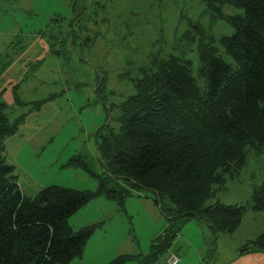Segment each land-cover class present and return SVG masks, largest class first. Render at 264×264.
<instances>
[{
	"label": "rangeland",
	"instance_id": "obj_1",
	"mask_svg": "<svg viewBox=\"0 0 264 264\" xmlns=\"http://www.w3.org/2000/svg\"><path fill=\"white\" fill-rule=\"evenodd\" d=\"M93 1L0 0L1 112L15 124L2 144L25 197L51 185L95 191L105 169L96 134H105V125L116 129L118 106L132 94L139 68L173 53L190 59L195 73L197 35L188 25L215 39L231 32L223 21H209L200 0H96L95 9ZM262 181L264 148L248 151L238 174L225 178L205 205L245 206ZM124 187L122 205L99 195L67 218L73 231L94 227L69 264H105L119 255L132 257L123 264H140L167 228L155 193ZM263 232L264 212L250 208L232 233L214 234L191 219L153 264H168L169 257L176 264H264L263 252L241 251Z\"/></svg>",
	"mask_w": 264,
	"mask_h": 264
},
{
	"label": "trees",
	"instance_id": "obj_2",
	"mask_svg": "<svg viewBox=\"0 0 264 264\" xmlns=\"http://www.w3.org/2000/svg\"><path fill=\"white\" fill-rule=\"evenodd\" d=\"M200 1L209 21H223L231 32L215 39L203 27L188 25L197 35L195 73L190 59L173 53L139 68L132 94L118 106L116 129L105 125L106 133L96 134L105 169L96 176L95 191L51 185L23 196L13 167L5 163L2 139L15 124L7 123L0 103V264H69L94 227L73 231L67 218L99 195L122 205L124 185L155 193L154 203L168 221L140 264L157 261L191 219L214 234L232 233L247 208L264 212V181L245 206L205 205L225 178L238 174L248 151L264 148V0ZM91 5L95 9L97 1ZM188 31L181 34L185 40ZM241 251L264 253V232ZM130 258L119 255L105 264Z\"/></svg>",
	"mask_w": 264,
	"mask_h": 264
},
{
	"label": "built area",
	"instance_id": "obj_3",
	"mask_svg": "<svg viewBox=\"0 0 264 264\" xmlns=\"http://www.w3.org/2000/svg\"><path fill=\"white\" fill-rule=\"evenodd\" d=\"M167 262H168V264H176L177 260L175 258H173V257H169L167 259Z\"/></svg>",
	"mask_w": 264,
	"mask_h": 264
}]
</instances>
